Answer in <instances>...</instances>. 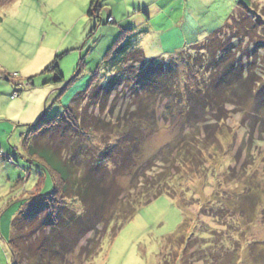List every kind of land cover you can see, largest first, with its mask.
<instances>
[{"label": "rangeland", "instance_id": "rangeland-1", "mask_svg": "<svg viewBox=\"0 0 264 264\" xmlns=\"http://www.w3.org/2000/svg\"><path fill=\"white\" fill-rule=\"evenodd\" d=\"M251 1L250 10L243 9L252 21L251 37L241 28L233 39L240 24L232 25L221 36L223 48L211 52L202 45L233 13H240L237 0H101L95 17L88 15L91 0H17L0 7V264H13V220L31 198L53 190L51 178L26 153L33 126L46 113H63L87 90L97 70L105 84L104 57L120 28L140 26V20L149 31L137 40L140 28H133L135 47L148 60L175 66L179 76L166 82L175 98L141 91L138 98L147 118L135 130L121 118L132 100L119 97L117 103L112 99L105 108L97 104L94 109L83 100L82 109L74 110L77 126L90 134L87 142L93 151L105 135L130 133L138 143L132 151L138 170L168 172L170 167L162 163L176 156L181 175L170 181L173 198L161 196L139 209L113 239L105 238L98 257L86 264H264V50L256 52L254 46L256 13L264 16V0ZM165 35L176 37L171 52L158 40ZM55 60L64 77L61 83L53 72L43 74ZM232 65L238 80L229 74L232 85L219 83L225 97L205 99L208 92L218 91L213 81ZM94 115L107 123L115 116L123 130L97 133ZM186 150L194 153L197 165L189 166ZM119 180L126 195L137 194L132 176ZM69 205L82 210L79 202ZM126 208L123 201L121 209ZM203 234L204 240L195 239ZM72 260L81 264L77 253Z\"/></svg>", "mask_w": 264, "mask_h": 264}, {"label": "trees", "instance_id": "trees-1", "mask_svg": "<svg viewBox=\"0 0 264 264\" xmlns=\"http://www.w3.org/2000/svg\"><path fill=\"white\" fill-rule=\"evenodd\" d=\"M16 1L0 0V7ZM251 2V0H237L241 20H238L237 12L233 13L224 26L204 42L202 45L204 50L211 52L217 47L223 48L224 45H219L221 36L223 37L225 31L231 29L232 25L240 24L234 27L237 35L233 39L239 38L241 28H245L247 38L251 37L249 32L254 29L252 21L248 15L246 17L243 15V9L250 10ZM100 4L101 0H91L89 17H95L94 8L96 5L98 8ZM262 18L264 19V16L256 13V26L254 25L256 42H253L256 52L264 50ZM98 20L101 23L100 16ZM135 38L136 33L133 29L122 28L103 59L106 83L99 82L100 70H97L87 90L79 93L63 113L55 116L46 113L37 125L33 126V131L35 130L31 137L33 142L26 145V153L30 160L40 165L51 178L53 190L49 194H38L31 198L28 205L13 220V236L9 240L13 264H76L72 260L75 253L80 263L86 264L98 257L105 238L110 236L113 239L121 228L134 218L139 209L161 196L173 198L169 187L170 181L181 175L182 168V162L176 156L162 163L165 167H170L168 172L164 170L163 173L156 174L154 167L148 168L146 172L143 169L138 170L135 155L132 153L138 148L137 139L131 138L130 133L116 136L114 129L118 128L119 134L123 127L115 121V116L114 123L113 121L107 123L105 118L101 119L98 115L92 116L97 133L109 134L113 131L112 134H115L114 138H105V135L99 149L93 151L87 142L90 134L84 135L79 131L78 117L74 114V110L82 109L83 100L89 108L94 109L97 104L105 108L112 99L117 103L121 97L122 101L132 100L130 106L127 104L122 111L124 114L121 118H125L126 127L128 125V128L135 130L137 124L147 118L144 106L138 98L141 91H153V94L158 95L170 93L175 98L166 83L171 75L178 74L175 66L172 64L164 66L161 59L148 60L145 52L135 47ZM56 60L44 70L43 74L53 72L56 81L61 83L64 77ZM233 65L223 75L219 74L212 83L218 84L216 86L218 97L214 96L216 93L213 95L208 92L205 99L212 102L216 99L218 102L220 97L221 99L225 97L224 89L219 90L220 84L224 83L223 85L226 86L233 84L231 78L227 77L229 74L235 76L234 73H237L233 71ZM82 66L81 59L74 80L79 76ZM242 67L243 65L240 64L239 71ZM236 79L238 80V77ZM128 81L133 82L134 85ZM226 81L229 82L225 83ZM156 89L159 91L155 92ZM76 106L78 109H75ZM115 111L116 108H113L112 114ZM85 122L87 121L84 118V124ZM86 125L92 130L89 123ZM111 126H113L112 130ZM54 129L56 133L51 134ZM189 152L188 150L184 152V158L187 157L189 166L191 163L197 165L198 161L193 156L194 153ZM80 158L85 159L84 164ZM129 176L133 177V190L139 189L137 194L126 195L125 187L119 180L121 177ZM71 201L79 202L82 210L73 209L69 205ZM123 201L127 202L126 209H121ZM203 235V237L195 236V239L204 240L206 234Z\"/></svg>", "mask_w": 264, "mask_h": 264}, {"label": "crops", "instance_id": "crops-1", "mask_svg": "<svg viewBox=\"0 0 264 264\" xmlns=\"http://www.w3.org/2000/svg\"><path fill=\"white\" fill-rule=\"evenodd\" d=\"M17 2V1H16ZM16 2H14V3H12V5L13 4H15ZM144 9H145V7H144ZM136 10L138 11V13H141V10H142V8L141 7H137L136 8ZM109 13H111V14H113V12L111 11H109ZM144 20H140L139 21V23H140V26H139V24L138 25H136V27H134L133 25H132V29L134 28H137L138 29V27L140 28V32H138L139 34H138V38H137V40L142 36L143 37V34L145 33V32H148L149 31V27H148V23L146 22V23H144L143 22ZM120 29H122V28H120ZM145 34H148V33H145ZM145 36V35H144ZM146 39H148V37L147 36H145V38H143V40H145L146 41ZM175 39H176V37L175 36H173V35H165V36H160L159 37V39L158 40H160V44H161V46L163 45L164 46V48H165V50L166 51H172V50H169V49H171V48H173V42L175 41ZM142 48V47H141Z\"/></svg>", "mask_w": 264, "mask_h": 264}]
</instances>
